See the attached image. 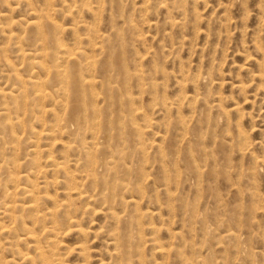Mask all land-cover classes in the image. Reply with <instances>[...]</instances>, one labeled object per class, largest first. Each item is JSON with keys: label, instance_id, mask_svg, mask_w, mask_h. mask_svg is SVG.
<instances>
[{"label": "rangeland", "instance_id": "1", "mask_svg": "<svg viewBox=\"0 0 264 264\" xmlns=\"http://www.w3.org/2000/svg\"><path fill=\"white\" fill-rule=\"evenodd\" d=\"M45 15L96 60L78 133ZM0 129V264H264V0H0Z\"/></svg>", "mask_w": 264, "mask_h": 264}, {"label": "bare ground", "instance_id": "2", "mask_svg": "<svg viewBox=\"0 0 264 264\" xmlns=\"http://www.w3.org/2000/svg\"><path fill=\"white\" fill-rule=\"evenodd\" d=\"M29 5H31V2H29ZM23 21L24 20H22V21H12L10 23V27L19 26ZM38 21L39 22L33 21V22H29V23L26 24L28 29H31L32 31H35V29H36L37 37H35V38H38L39 41L42 43L41 45L44 46L42 48H44V50H47L46 52H44V53L42 52L41 53V57H40L39 60H42V61L41 62L40 61L37 62L35 64L36 65L35 67L36 68L43 69L44 71H46L47 72V75L49 77L47 81L48 82H55V85L54 86L55 87H58L57 90L60 91L62 94H65V96H67L69 98V102L66 105V109H67V107H68V110L70 108L69 113H68L69 114L68 120H69V123H70L71 126H76L77 127V133H78L79 131H81L80 128H82V127H84L86 125L92 124L98 118L97 108H96V105H95L96 101L94 100L95 99L94 98V94L91 91L92 90V85L88 84L89 82H87V80H86L87 77L85 78L83 76V69L84 68H83V66H81V64H82L81 63V60L84 59L86 61V65H84V66H86V68H88L89 70H91L92 68H95L96 67L95 66V65H97L96 64V60H94L92 58H89L87 56V54L82 49H80V48L76 52H74V51H71V52L67 51L66 47L63 45V43L61 42V40L58 37V35L56 34V32L54 33L52 31L53 29L55 30V25H54V22L52 21V19L48 15L39 17L38 18ZM32 31H30V32H32ZM80 42H82V40ZM49 45H51V46L48 48ZM35 60H36V58H34V61ZM71 66H73V67H71ZM117 69H118L117 71L121 74V76H124L125 78L128 76L129 71L127 70V68L124 65H122V63H119L118 64ZM36 94H37L36 96H39L38 98L44 97L42 99H46V96H45V94L42 91H37ZM4 97H5V95H4ZM5 98H7V97H5ZM9 98H13V97L10 96ZM15 102H16V100H15ZM18 106H19V104H18ZM22 106H24V104H22ZM4 110L5 111H8V112L10 111L9 109H4ZM3 113L6 115L7 112H3ZM5 126H8L11 130L13 129V125L11 123L10 124H7ZM0 131H1V129H0ZM104 138H105V136H104ZM101 143H103V142H101ZM69 150H71V147L69 148ZM73 152H75V150ZM86 154H87V152L85 153V155ZM95 158L96 157H94L93 154H88V161H89V163L87 164L86 167L90 169L89 172H91L90 174L93 173V176L94 175H98V166H99V168H101V167L108 168L109 172L110 171H114V168L117 166L116 163H114L113 161H111V162H109V161L94 162V159ZM2 174H3V172H2ZM96 180H95V182H96ZM97 184H98V182H97ZM99 188H100V186H99ZM110 190H112V189H110ZM1 197H2V195H1ZM112 228H113V226H112ZM80 232H82V231H80ZM128 232H130V231H128ZM8 233H10V231ZM121 236H123V235H121ZM122 239H121L122 243H123V241L124 242L126 241V240H122ZM128 240H127V242H128ZM112 241H116V237L114 235H112ZM124 245L126 246L127 244H124ZM126 248H128V247H126ZM126 248L124 247L125 250H128ZM83 252H85V251H83ZM125 252H126L125 253V256H126V254L129 253V251L128 252L125 251ZM116 253H124V252L117 250V252L114 253V256L115 257L118 256ZM130 253H131V251H130ZM133 253H134V251H133ZM127 260H128V257H127ZM43 264H48V262H44Z\"/></svg>", "mask_w": 264, "mask_h": 264}]
</instances>
